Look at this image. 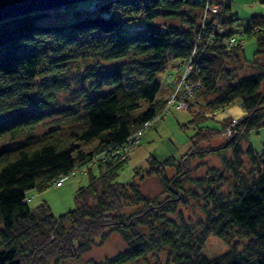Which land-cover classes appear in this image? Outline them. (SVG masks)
I'll return each mask as SVG.
<instances>
[{"label": "trees", "instance_id": "1", "mask_svg": "<svg viewBox=\"0 0 264 264\" xmlns=\"http://www.w3.org/2000/svg\"><path fill=\"white\" fill-rule=\"evenodd\" d=\"M47 12L0 20V264L78 259L109 232L118 233L125 248L90 264H264V145L255 151L249 142L250 132L264 126V13L250 14L239 32L256 42L247 60L231 29L239 19L232 0H92L72 8L88 12L82 17L37 21ZM124 22L135 27L129 31ZM171 60L191 66L185 81L198 112L188 121L196 126L188 147L178 159L149 155L131 180L117 181L127 158L103 153L127 144L164 112L159 77L171 81ZM73 63H86L80 106L52 107L55 92L71 87L63 76ZM234 101L243 117L226 116L217 128L203 125ZM57 113L69 119L35 133ZM94 139V146L81 147ZM210 155L220 166L192 178L194 161ZM95 156L104 159L76 188L73 208L55 215L45 201L27 204L28 190L46 188ZM150 176L164 197L143 191ZM191 201L203 214L196 224L181 212ZM210 235L228 249L203 254Z\"/></svg>", "mask_w": 264, "mask_h": 264}, {"label": "rangeland", "instance_id": "2", "mask_svg": "<svg viewBox=\"0 0 264 264\" xmlns=\"http://www.w3.org/2000/svg\"><path fill=\"white\" fill-rule=\"evenodd\" d=\"M92 0H85L77 2L76 5H67L58 7L61 12H56V8H51L45 15L37 18L39 22H51V21H66L73 17H82L88 12H79L77 14L71 12L72 8L87 7ZM264 0H232V9L236 11L239 19L231 27L235 31L234 36L236 39H242L243 41V51L247 60H252L254 57V52L256 50V42L253 37L248 36L246 33L239 35L242 32L243 27L246 26L248 22V16L255 13H264ZM219 6L220 4L217 3ZM212 8H218L217 5H213ZM63 10V11H62ZM247 17V18H246ZM125 28L131 30L135 25L131 22H124ZM264 59V57H262ZM108 64V63H107ZM86 63H73L69 71L66 72L64 79L69 82L71 87L69 89H58L55 92V105L52 107L61 108L63 106H71L73 108H79L80 105L77 104V100L80 96L78 88L81 86V78ZM175 66V67H174ZM190 65L183 60H171L168 62L166 71L173 72V78L167 82L170 87L165 84L164 76L159 77L160 89L158 92V97L164 99V107L166 109L162 114L157 115L153 118L149 125L145 126L142 130V134L138 139L137 143L132 144L127 153H118L110 157V159L120 160L127 158L122 169L119 171L117 176V181H129L133 176L134 167H145L147 156L153 155L158 159H165L167 157H174L178 159L182 153H184L189 144V137L194 133L195 125L190 124L188 121L192 117V114L197 113L193 104L186 102L183 96L176 97L172 91L178 87L176 85L180 79L186 74ZM248 68L246 73L257 72L258 69ZM177 71V72H176ZM169 73L166 75L168 76ZM171 75V73H170ZM169 75V76H170ZM164 77V78H163ZM177 81V82H176ZM174 83V85H173ZM166 86V87H165ZM180 87V86H179ZM168 88H170L168 90ZM262 89H264V80L262 82ZM187 88L184 87V90ZM179 90H182L179 88ZM171 94H169V93ZM167 96V97H166ZM189 99V98H185ZM145 104L143 103L140 108L136 110L140 111L144 109ZM195 109V110H194ZM245 115L243 108L240 106L239 101H234L229 106L225 107L218 112H215L212 118L203 120V125L210 127H219L221 125L220 120L226 116H232L234 118H241ZM64 113L51 114L45 118L43 123L37 127L36 134L41 133L46 128L55 124L56 121H63L65 118ZM67 121V120H66ZM188 122V126H186ZM65 123V121H64ZM249 142L255 151H259L264 145V126L257 129V131H251L249 134ZM96 144V140H91L86 143H82L81 147L84 149L90 148ZM108 153L109 150L107 151ZM127 155V156H126ZM108 158V157H107ZM95 161L89 163L88 165H81L79 168L75 169L74 175L70 173L67 178L63 179L59 185L54 183L49 184L46 188L38 190L36 188L30 189L26 192L27 204L30 207H35L42 201L48 203L51 211L57 215L68 211L74 206V193L77 187L80 185H85L89 179V169L92 173H98V166L96 162L98 160L102 161L104 157L100 158L98 156L94 157ZM194 161L198 164L196 169L190 173V176L201 177L209 166H220V159L216 155H210L209 157L199 159ZM166 172L168 175L171 174V168H167ZM187 186H192L189 182H186ZM141 188L145 193L150 196H157L162 198L165 196L164 188L159 182L156 176L146 177L142 180ZM196 202L191 201L186 207V210H181L183 218L186 222H191L196 224L197 220L203 216L200 207L195 204ZM168 217L176 218L174 215H169ZM229 244L225 243L222 239L210 235L202 248L203 254L207 257L216 256L228 249ZM240 246V245H239ZM125 248V242L118 233L109 232L107 237L103 242L97 241L92 245L89 251L85 252L78 259H64L59 264H90L92 260H102L104 257H110L117 252Z\"/></svg>", "mask_w": 264, "mask_h": 264}, {"label": "water", "instance_id": "3", "mask_svg": "<svg viewBox=\"0 0 264 264\" xmlns=\"http://www.w3.org/2000/svg\"><path fill=\"white\" fill-rule=\"evenodd\" d=\"M80 1L85 0H0V20L30 11L49 10Z\"/></svg>", "mask_w": 264, "mask_h": 264}, {"label": "built area", "instance_id": "4", "mask_svg": "<svg viewBox=\"0 0 264 264\" xmlns=\"http://www.w3.org/2000/svg\"><path fill=\"white\" fill-rule=\"evenodd\" d=\"M211 9H213V10H215V8H212V6L210 7ZM190 65V64H189ZM191 67V66H190ZM190 70V68L187 70V72H186V74L183 76V78L182 79H180V81L179 82H177L176 83V85L178 86L176 89H175V91L173 90L172 91V93L176 96V97H181V96H183L184 97V99L183 100H185L186 102H191V97H192V94H193V92L191 91H186V90H184V87L185 86H188V87H190V89H191V86L190 85H187L186 84V81L185 80H188L187 79V74H188V71ZM173 85H174V83H173ZM180 86V87H179ZM179 88H181L182 90H179ZM187 92H190L189 94H186ZM171 94V93H170ZM185 98H189V99H185ZM165 109H166V107H165ZM148 125V123H146L145 124V126H147ZM141 134H142V130H139L138 132H137V134H135L128 142L130 143V145H132V144H134V143H137L138 142V139L140 138V136H141ZM109 152L110 153H103V156L104 157H111V156H113V155H115V154H118V153H120V151L119 150H109ZM74 171H75V169H73V170H71L68 174H66V175H63V176H61L57 181H54L53 183L54 184H56V185H59L60 184V182L63 180V179H65V178H67V176L70 174V173H72L73 175L75 174L74 173Z\"/></svg>", "mask_w": 264, "mask_h": 264}, {"label": "bare ground", "instance_id": "5", "mask_svg": "<svg viewBox=\"0 0 264 264\" xmlns=\"http://www.w3.org/2000/svg\"><path fill=\"white\" fill-rule=\"evenodd\" d=\"M203 35H205V34H203ZM233 44V43H232ZM190 63V62H189ZM193 66V65H192ZM175 67V66H174ZM177 72V71H176ZM191 72V71H190ZM169 76V75H168ZM164 78V77H163ZM201 83V82H200ZM202 84V83H201ZM166 87V86H165ZM187 89H186V91H190V87H188V86H185ZM196 87V86H195ZM199 88H201V87H199ZM170 88H168V90H169ZM169 93V92H168ZM170 94V93H169ZM167 97V96H166ZM195 97V96H194ZM195 99V98H194ZM193 100V99H192ZM200 109V108H199ZM130 147H132V145H130V143L129 142H127V144H123L122 146H120L119 148H115V149H111V150H119L121 153H123V154H125V153H127V155H128V151H129V149H130ZM109 149V148H108ZM126 155V156H127Z\"/></svg>", "mask_w": 264, "mask_h": 264}]
</instances>
